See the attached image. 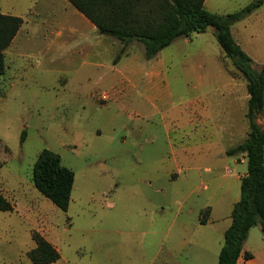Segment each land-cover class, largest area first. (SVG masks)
Returning a JSON list of instances; mask_svg holds the SVG:
<instances>
[{"label": "rangeland", "instance_id": "374dc122", "mask_svg": "<svg viewBox=\"0 0 264 264\" xmlns=\"http://www.w3.org/2000/svg\"><path fill=\"white\" fill-rule=\"evenodd\" d=\"M0 13L24 22L0 77V194L13 206L0 210V264H32L35 232L59 251L53 264H218L247 173L228 151L248 136L249 94L214 29L150 60L134 41L116 61L124 44L67 0H0ZM232 33L264 66V6ZM44 149L75 173L67 212L34 186ZM245 248L264 262L260 224Z\"/></svg>", "mask_w": 264, "mask_h": 264}, {"label": "trees", "instance_id": "16d2710c", "mask_svg": "<svg viewBox=\"0 0 264 264\" xmlns=\"http://www.w3.org/2000/svg\"><path fill=\"white\" fill-rule=\"evenodd\" d=\"M85 16L101 35L113 37L124 44L116 61L126 47L137 41L144 46L146 59L156 57L176 39L214 29L215 37L235 68L247 82L249 94L246 117L249 133L244 142L228 151L229 155L242 153L247 159V173L241 180V197L234 204L231 225L224 233L218 264H238L245 251L251 228L260 224L264 234V127L258 117L264 110V66L254 60L235 40L232 26L264 6V0H254L240 11L220 15L205 8L206 0H67ZM18 16L0 13V77L6 74L5 52L23 26ZM25 140V132L21 142ZM36 189L59 209L67 212L75 184V173L62 163L61 156L44 149L33 168ZM0 210L12 211L13 206L0 194ZM36 247L29 252L32 264H53L61 255L57 248L38 232L33 234Z\"/></svg>", "mask_w": 264, "mask_h": 264}, {"label": "crops", "instance_id": "0c3cea01", "mask_svg": "<svg viewBox=\"0 0 264 264\" xmlns=\"http://www.w3.org/2000/svg\"><path fill=\"white\" fill-rule=\"evenodd\" d=\"M10 15V14H9ZM231 216V215H230ZM231 218V217H230ZM230 225H231V223H230ZM229 225V226H230ZM228 229V228H227ZM226 229V230H227ZM225 230V231H226ZM245 251H247V252H250V251H248L246 248H245ZM252 255H253V257L252 258H250V259H246L245 257H244V255H241V257H240V259H239V261H238V264H264V262L263 261H261V260H258L255 256H254V254L252 253V252H250Z\"/></svg>", "mask_w": 264, "mask_h": 264}]
</instances>
